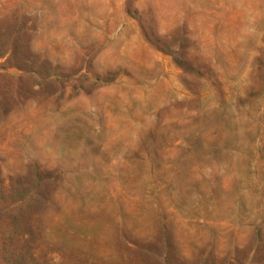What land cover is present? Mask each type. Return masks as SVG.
I'll return each mask as SVG.
<instances>
[{
  "label": "rangeland",
  "instance_id": "rangeland-1",
  "mask_svg": "<svg viewBox=\"0 0 264 264\" xmlns=\"http://www.w3.org/2000/svg\"><path fill=\"white\" fill-rule=\"evenodd\" d=\"M0 264H264V0H0Z\"/></svg>",
  "mask_w": 264,
  "mask_h": 264
}]
</instances>
